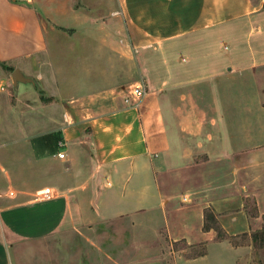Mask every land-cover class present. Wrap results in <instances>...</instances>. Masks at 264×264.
<instances>
[{
    "label": "crops",
    "instance_id": "0c3cea01",
    "mask_svg": "<svg viewBox=\"0 0 264 264\" xmlns=\"http://www.w3.org/2000/svg\"><path fill=\"white\" fill-rule=\"evenodd\" d=\"M82 1L0 0V68L30 79L11 81L2 67L0 90L12 85L21 99L38 84L59 110L58 119L29 116L37 102H28L18 140L0 136V151L25 143L28 173L14 181L18 166L0 163V264H12L18 243L145 211L160 210L169 239L188 245L216 241L207 210L229 237L263 228L264 103L259 90L214 86L264 68V0ZM52 24L87 37L54 43ZM131 42L140 71H152L153 54L161 74L138 107H115L132 71ZM118 65L130 74H115ZM204 81L215 89L174 90ZM243 252L210 246L179 264H240Z\"/></svg>",
    "mask_w": 264,
    "mask_h": 264
},
{
    "label": "rangeland",
    "instance_id": "374dc122",
    "mask_svg": "<svg viewBox=\"0 0 264 264\" xmlns=\"http://www.w3.org/2000/svg\"><path fill=\"white\" fill-rule=\"evenodd\" d=\"M97 2L105 3L106 0H94V3ZM76 5L82 6L84 3L79 0ZM116 15L118 14L93 16L96 21L99 19L101 22L105 21L108 17H115ZM114 27L115 37L119 38L121 36L119 28L116 24H114ZM85 37L87 36L84 32L62 29L61 26L54 24L51 26L50 38L52 42L57 44H60L62 41ZM131 48L130 59L132 64L129 67H131L132 71L131 75H129L130 78L128 77L129 79L124 81L118 90H115V96H119V99H111L109 102V104L113 103L115 107H119L120 104H127L129 91L135 85H133L134 81L137 80L136 83H144L148 93V90H150L148 80L153 83L157 82L159 79L157 75L161 74L160 71L156 73L153 69L154 67L155 69L160 67L158 63L154 62L153 54L148 57L146 62L152 71L149 74H144V72L140 71V54L132 42ZM2 67L7 72L8 77H10L13 67L10 68L7 64L2 65ZM1 68L0 74H2ZM123 73L125 76L130 74L128 71L127 73L126 71L124 72V70L121 72L118 65L115 74ZM213 85L209 81H204L199 82L194 87L183 86L174 90H214V87L217 90H259V102L264 103V68H260L257 72L249 71L242 75H227L225 79L218 81L216 86L212 87ZM24 86L29 89L33 85L31 83L22 84L21 89H24ZM35 86L36 92L29 90V95L24 96V98L21 97V99L18 98L17 90L12 85H9L8 88L6 87V90H0V92H4L0 96V122L6 125L0 124V136L11 135L9 137H17L16 135L20 133L21 129L16 126V123L18 120L22 121L23 118L28 117L29 114L26 112L28 102H37L34 104L35 109L32 111L33 114L29 116L41 118L44 115H49L52 119H58L59 110L54 107L56 101H54V97L50 98L47 94V92L52 94V90H42L38 84ZM167 90L171 89L167 88ZM201 97H198L200 103L204 102ZM246 97L250 98V93H248V96H244V98ZM32 103L31 105H33ZM46 103L51 105H49V108L45 107L44 109L43 104ZM259 118L260 123H264V113L262 111H259ZM18 137L16 140H18ZM26 153L27 147L23 142L8 143L0 151V163L6 165L16 164L18 166L16 168L17 171H13L11 175L15 178L14 181H17L18 178L26 179L25 177H27ZM24 186L27 185L24 184ZM210 211V214H215L213 210ZM162 220L163 214L160 210H154L145 211L133 216H121L109 220L84 223L79 228L68 227L39 240H29L16 244L12 248V264H152L155 260L160 261L162 264H179L182 260L200 257L195 256L201 252L206 251L207 254L210 246L214 250L215 248L223 247L233 248L237 245L244 247L243 260H240L241 262L238 261L240 264H264V226L252 232L251 235L235 238L229 237L226 234L217 217L215 220L210 217L208 222L214 226L211 228H214L218 234L216 227L218 225L221 226L224 232L223 235L219 234L216 241L210 246L208 242L188 245L183 241H171L166 234ZM217 242L223 244H218ZM216 257L219 259V256L214 254V259ZM215 262L212 260V264H216Z\"/></svg>",
    "mask_w": 264,
    "mask_h": 264
},
{
    "label": "built area",
    "instance_id": "2783aa9c",
    "mask_svg": "<svg viewBox=\"0 0 264 264\" xmlns=\"http://www.w3.org/2000/svg\"><path fill=\"white\" fill-rule=\"evenodd\" d=\"M129 92L130 93H129V98H128L127 103L132 104L133 106H137V107L140 105L143 97L147 94L145 85L142 82L136 83ZM58 156L61 159L66 158V154L63 151L59 152Z\"/></svg>",
    "mask_w": 264,
    "mask_h": 264
},
{
    "label": "trees",
    "instance_id": "16d2710c",
    "mask_svg": "<svg viewBox=\"0 0 264 264\" xmlns=\"http://www.w3.org/2000/svg\"><path fill=\"white\" fill-rule=\"evenodd\" d=\"M5 63H3L2 62V65H4ZM210 210H207L206 211V214H205V229L206 230H208V229H210L211 227H214V226H212L209 222H208V220H209V218L211 217V218H213L214 220L216 219V217H214L215 216V214H210ZM216 229L218 230V235L220 234V235H223V231H222V229H221V226H217L216 227ZM184 242V241H183ZM186 243V242H185ZM206 254V251H204V252H201L199 255H197V256H195V257H198V256H203V255H205Z\"/></svg>",
    "mask_w": 264,
    "mask_h": 264
},
{
    "label": "water",
    "instance_id": "95a60500",
    "mask_svg": "<svg viewBox=\"0 0 264 264\" xmlns=\"http://www.w3.org/2000/svg\"><path fill=\"white\" fill-rule=\"evenodd\" d=\"M12 78L14 80V82H18V81H29V78H26L23 76V74L21 73V71L19 69H16L13 74H12Z\"/></svg>",
    "mask_w": 264,
    "mask_h": 264
}]
</instances>
